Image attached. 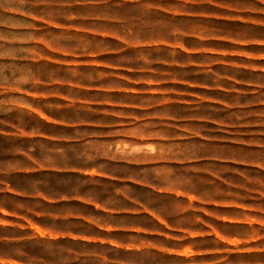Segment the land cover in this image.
Listing matches in <instances>:
<instances>
[{"label": "rangeland", "instance_id": "obj_1", "mask_svg": "<svg viewBox=\"0 0 264 264\" xmlns=\"http://www.w3.org/2000/svg\"><path fill=\"white\" fill-rule=\"evenodd\" d=\"M0 185L264 264V0H0Z\"/></svg>", "mask_w": 264, "mask_h": 264}, {"label": "crops", "instance_id": "obj_2", "mask_svg": "<svg viewBox=\"0 0 264 264\" xmlns=\"http://www.w3.org/2000/svg\"><path fill=\"white\" fill-rule=\"evenodd\" d=\"M60 207L0 185V264H165L152 261V250L135 246L144 234L104 226L119 218L71 214Z\"/></svg>", "mask_w": 264, "mask_h": 264}]
</instances>
